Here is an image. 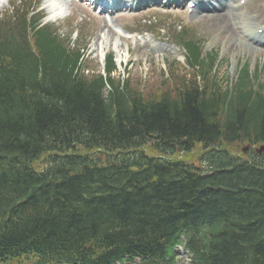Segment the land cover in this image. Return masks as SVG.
<instances>
[{"label":"trees","instance_id":"16d2710c","mask_svg":"<svg viewBox=\"0 0 264 264\" xmlns=\"http://www.w3.org/2000/svg\"><path fill=\"white\" fill-rule=\"evenodd\" d=\"M46 33L37 31L35 51L10 43L0 56V241L14 254L47 253L56 263L76 257L103 261L131 246H171L186 229L203 264H264V155L242 159L226 146L264 142V83L255 87L245 67L232 91L209 81L206 94L187 89L175 101L164 92L151 103L138 93L128 108L125 90L110 92L106 102L102 77L77 91L67 78L52 85L47 99L57 97L56 103L44 108L16 88L26 90L37 80L28 65L39 74L35 64H59L67 52ZM78 57L72 52L71 63ZM152 130L185 137L186 149L210 144L203 154L207 175L145 155L89 174L84 167L70 175L66 167L76 162L73 155L48 157L43 173L29 163L76 142L135 146L138 136ZM100 193L107 196L98 206L104 220L94 223L90 210ZM85 206L82 214L74 211Z\"/></svg>","mask_w":264,"mask_h":264},{"label":"rangeland","instance_id":"374dc122","mask_svg":"<svg viewBox=\"0 0 264 264\" xmlns=\"http://www.w3.org/2000/svg\"><path fill=\"white\" fill-rule=\"evenodd\" d=\"M76 2V1H75ZM257 2L258 0H249V6L253 10L254 8L257 7ZM2 6L4 3H0ZM247 8L245 9V14L250 13L251 11ZM261 8L263 11L262 17L260 15H257L256 18L253 16L257 22L263 21L264 24V2H261ZM64 15H68L67 18H62L60 20H57V22H62L64 27V32L63 33H70L71 30L74 28L76 29V33L78 35H74L73 41L79 44H84L86 40L90 39V45H89V52L92 53V55L89 58V63L92 68L96 67V62L97 58H94L96 49L100 47V42L98 43L96 39H98L100 33L102 22L98 20L97 16L92 15L90 12L84 10L78 5H74V8H71L68 11H64ZM180 15L182 17H186V12L183 11L181 14H165L161 16V19L165 21H173V23L176 24L177 20H180ZM249 15V14H248ZM5 16V14L3 15ZM1 17V16H0ZM117 17V15L115 16ZM202 16H198L194 18L192 22L193 26V32L196 33L197 36L202 38L204 42H206V49H210L215 46H219V54L218 58H223L224 60L219 64L217 67V71L215 72V77H218L224 84L229 83V81H232L236 75L238 69L243 65V64H248L249 68L251 71H257V78L255 82H264V49L263 47H259L256 45H251L244 43L240 40L238 37L237 33L235 35L230 34L231 32H235L234 30H228L227 27L223 29V36L224 34H230V38L228 41L224 44L221 41H215L212 40L211 37L208 34V29L205 25H199V21L201 20ZM262 18V19H261ZM142 16H132L128 20H123L119 18L121 23H126V26L130 29H138L141 26L142 22ZM46 21V19L44 18ZM210 21L206 23L210 24ZM129 22V24L127 23ZM180 22V21H179ZM181 23V22H180ZM225 24H229V22H226ZM230 25V24H229ZM223 26V25H222ZM209 31H212L209 29ZM214 32V31H213ZM104 35V32H102ZM113 38H107L108 42H112L118 35H112ZM223 38H221L222 40ZM95 42L96 45H95ZM225 42V41H224ZM130 48V54L133 55L132 58L136 59L139 56V52L135 51V48L129 43V42H124L123 43V53H126V49ZM159 54L164 55L165 60L168 59V61H171L172 58L174 57L170 51H165V52H158ZM124 55V54H123ZM152 64H162L159 62L156 57L150 56V60H148V63L144 64L143 62L135 65L133 67V72L134 73H139V75H142V79L146 81V83L150 86H155L157 82L162 78V71L157 67L156 65L153 66L152 70H149L150 66ZM173 68H177L179 71L185 72V68L183 67V63L177 62L173 66Z\"/></svg>","mask_w":264,"mask_h":264},{"label":"bare ground","instance_id":"6f19581e","mask_svg":"<svg viewBox=\"0 0 264 264\" xmlns=\"http://www.w3.org/2000/svg\"><path fill=\"white\" fill-rule=\"evenodd\" d=\"M135 6H136V8L140 7L139 5H135ZM226 7H227L226 3H219L218 4V3L214 2V7H212V10L215 8L216 11L213 14V16H215V17L212 18L211 23L208 26V28L210 30H212V28L216 29L217 27H221L222 29L227 27L228 30H231L233 28L231 24L230 25L225 24L226 22L231 21L230 14L227 12H223V11H225ZM218 11H222V12H218ZM231 11L236 14V10L232 9ZM238 19H239L240 23L244 22V18L241 15L238 16ZM250 25H252V24H249V21L245 20V26L244 27H247L248 32L254 30V26H250ZM104 26L106 27V25H104Z\"/></svg>","mask_w":264,"mask_h":264}]
</instances>
